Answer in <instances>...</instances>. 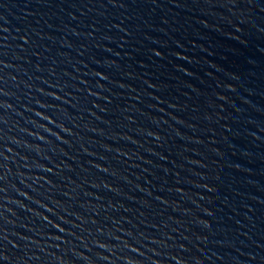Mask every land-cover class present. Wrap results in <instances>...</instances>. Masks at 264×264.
Listing matches in <instances>:
<instances>
[{"label": "water", "instance_id": "95a60500", "mask_svg": "<svg viewBox=\"0 0 264 264\" xmlns=\"http://www.w3.org/2000/svg\"><path fill=\"white\" fill-rule=\"evenodd\" d=\"M0 264H264V0H0Z\"/></svg>", "mask_w": 264, "mask_h": 264}]
</instances>
